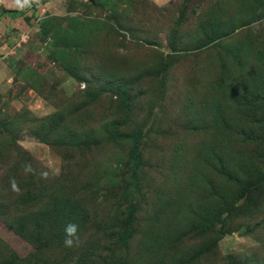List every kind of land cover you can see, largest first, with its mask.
<instances>
[{"label":"rangeland","instance_id":"rangeland-1","mask_svg":"<svg viewBox=\"0 0 264 264\" xmlns=\"http://www.w3.org/2000/svg\"><path fill=\"white\" fill-rule=\"evenodd\" d=\"M0 13V264H264V0Z\"/></svg>","mask_w":264,"mask_h":264},{"label":"clouds","instance_id":"clouds-1","mask_svg":"<svg viewBox=\"0 0 264 264\" xmlns=\"http://www.w3.org/2000/svg\"><path fill=\"white\" fill-rule=\"evenodd\" d=\"M78 225L69 224L65 227V246L72 247L78 241Z\"/></svg>","mask_w":264,"mask_h":264},{"label":"trees","instance_id":"trees-1","mask_svg":"<svg viewBox=\"0 0 264 264\" xmlns=\"http://www.w3.org/2000/svg\"><path fill=\"white\" fill-rule=\"evenodd\" d=\"M32 5H33V3H30V4H28L27 6H32ZM1 13H9V14H13V13H16V11L11 10V9H5V10H2ZM1 13H0V15H1ZM130 156H131L133 162H134L135 164H137V159H138V157H137L136 151H135L134 149L131 150V152H130Z\"/></svg>","mask_w":264,"mask_h":264}]
</instances>
